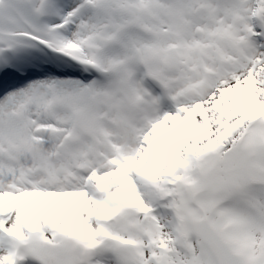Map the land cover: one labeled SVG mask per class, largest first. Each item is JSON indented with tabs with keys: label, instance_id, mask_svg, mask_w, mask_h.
<instances>
[{
	"label": "snow or ice",
	"instance_id": "obj_1",
	"mask_svg": "<svg viewBox=\"0 0 264 264\" xmlns=\"http://www.w3.org/2000/svg\"><path fill=\"white\" fill-rule=\"evenodd\" d=\"M0 264H264V0H0Z\"/></svg>",
	"mask_w": 264,
	"mask_h": 264
}]
</instances>
